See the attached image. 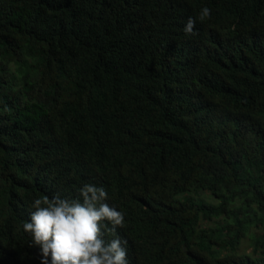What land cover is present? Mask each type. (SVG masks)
Segmentation results:
<instances>
[{"label":"trees","instance_id":"16d2710c","mask_svg":"<svg viewBox=\"0 0 264 264\" xmlns=\"http://www.w3.org/2000/svg\"><path fill=\"white\" fill-rule=\"evenodd\" d=\"M85 184L128 264H264V0H0V264Z\"/></svg>","mask_w":264,"mask_h":264},{"label":"clouds","instance_id":"9594fccd","mask_svg":"<svg viewBox=\"0 0 264 264\" xmlns=\"http://www.w3.org/2000/svg\"><path fill=\"white\" fill-rule=\"evenodd\" d=\"M210 14L209 8H203L199 20L210 18ZM195 22L189 18L186 34H195ZM80 197L44 196L34 201L35 211L23 229L39 247L42 264H128L127 249L122 246L127 241L104 238L106 231L114 234L124 226V214L105 202L108 194L103 187L85 184Z\"/></svg>","mask_w":264,"mask_h":264},{"label":"rangeland","instance_id":"374dc122","mask_svg":"<svg viewBox=\"0 0 264 264\" xmlns=\"http://www.w3.org/2000/svg\"><path fill=\"white\" fill-rule=\"evenodd\" d=\"M252 248L250 247V241L245 239L242 243L241 251L246 252V251H251Z\"/></svg>","mask_w":264,"mask_h":264}]
</instances>
